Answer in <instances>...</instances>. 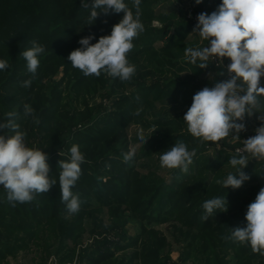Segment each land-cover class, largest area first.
<instances>
[{"label":"trees","instance_id":"16d2710c","mask_svg":"<svg viewBox=\"0 0 264 264\" xmlns=\"http://www.w3.org/2000/svg\"><path fill=\"white\" fill-rule=\"evenodd\" d=\"M86 2L90 5L92 0ZM124 2L135 12L133 0ZM189 2L197 14H211L222 0ZM140 8L144 31L127 54L136 71L129 81L121 82L104 72L99 77L85 76L68 56L82 47V38L92 35L90 43L94 44L110 35L122 12H101L90 25L91 7L83 8L81 0H0V59L9 63L8 69L0 70V122L8 112L19 114L17 123L27 134V146L48 155L49 176L56 181L47 193L15 206L0 185V264H10V258L28 251L39 254V264L50 258L52 264H178L171 260L165 234L151 226L167 223L172 225L174 241L182 244L180 262L264 264V256L254 253L250 244L228 238L231 229L247 226V206L264 188V160L249 155L243 171L250 179L239 189H225L216 180L236 172L228 161L239 157L235 148L247 134L240 139L230 135V140L219 144L201 143L183 120L194 94L224 80L226 69L211 60L207 68L200 69L199 61L192 64L186 59L187 47L203 46L188 38L196 25L186 15L184 3L141 0ZM32 41L45 46L35 76L21 56ZM222 70L225 76L218 75ZM148 78L154 80L147 82ZM26 80L32 81L30 87L23 86ZM96 96L112 100L111 109L96 103ZM257 99L264 114V97ZM25 104L32 106L39 124L32 116L24 117ZM137 108L142 109L140 114L133 115ZM248 122L243 121L246 128ZM129 123L154 129L141 156L153 151L161 155L177 140L189 151L195 149L188 172L168 169L171 178L167 182L147 163L140 164L148 170L141 174L134 159L125 162ZM0 135L6 136V130ZM73 144L80 146L85 157L82 174L72 189L81 200L77 213L67 211L59 185L58 162L69 159ZM223 196L227 211L214 210L207 221L202 220L203 203ZM135 220L139 230L130 234L128 224Z\"/></svg>","mask_w":264,"mask_h":264},{"label":"clouds","instance_id":"9594fccd","mask_svg":"<svg viewBox=\"0 0 264 264\" xmlns=\"http://www.w3.org/2000/svg\"><path fill=\"white\" fill-rule=\"evenodd\" d=\"M196 3H201V0H196ZM140 5L141 0H133V12L124 0H92L90 5L86 0H81L83 8L91 7L88 17L90 25L101 12H122L123 17L112 26L110 35L101 36L96 43H90L94 39L92 35L82 38L79 41L82 47L68 56L71 65L85 76L99 77L104 72L119 78L121 82L129 81L136 68L129 63L127 54L134 48L133 40L144 31ZM197 20L194 32L202 40L208 41V46L187 47L186 59L192 64L199 61L198 67L204 69L210 60L223 63L224 58H228V78L217 81L213 87L206 86L197 91L183 120L188 132L201 143L219 144L230 135L240 139L239 133L246 130L243 123L245 116H251L258 103L257 98L264 97V85L261 84L264 77V0H222L217 10L211 14L200 13ZM44 52V45L32 41V47L21 53L27 62L28 72L33 76L39 67V56ZM8 68V60L0 59V70ZM218 75L224 76L225 71H220ZM31 83V80H26L23 86L30 87ZM136 99L139 101V96ZM141 110L137 108L133 115H139ZM23 115L25 118L32 116L36 124L40 123L29 104L23 106ZM18 118L17 112H8L6 120L0 122V131L7 132L6 136L0 135V185L7 191V200L13 206L16 202H32L36 195L47 193L56 183L49 176L48 155L41 149L27 146V134L20 130ZM259 119L262 123L255 130V135L243 140V148L237 149L239 157L233 156L228 161L236 172L229 173L223 180H216L223 188L239 189L250 179L243 171L250 161L249 155L257 161L264 160V115ZM137 136L142 144L147 140L142 128L138 129ZM69 152L68 160L58 162L61 169V201L69 213H77L81 200L72 189L82 174L81 165L85 157L78 144H73ZM195 155V149L189 151L183 141L177 140L169 150L162 152L159 161L162 168L187 173ZM134 156L135 148H132L124 154V161L130 162ZM203 209L205 215L201 219L207 221L214 210L226 212L228 202L225 196L215 197L206 200ZM245 219L247 226L231 229L228 238L240 243L247 242L254 253L264 256V188L247 206Z\"/></svg>","mask_w":264,"mask_h":264},{"label":"rangeland","instance_id":"374dc122","mask_svg":"<svg viewBox=\"0 0 264 264\" xmlns=\"http://www.w3.org/2000/svg\"><path fill=\"white\" fill-rule=\"evenodd\" d=\"M181 3H185V4H190L189 0H178ZM184 8V7H183ZM187 10V11H186ZM185 13L187 15L188 12V8H185ZM193 12L194 9H193ZM191 18V17H190ZM153 24L155 26H159L160 23L159 21H153ZM188 38H194L196 40L197 45L199 46H203L206 47L208 46V44L206 43V40H202L198 33L194 32V30H192L190 33H188ZM161 44V41L158 42V45ZM211 72H207L205 75H211ZM108 75V74H107ZM225 76V75H224ZM59 77V75L57 76ZM227 76H225L224 78L226 79ZM264 78V77H262ZM154 80L153 78H148L147 82ZM96 103H100L102 102L104 104V106L106 107L107 110L111 109V102L112 100H107V99H103L100 96H96L95 98ZM158 105V104H157ZM259 104L257 103V105L255 106V108L253 109L254 113L251 116H245V119L249 120L248 122V126L246 128L245 131L239 133V136L241 137L243 134H250L252 132V128L253 125L257 124V123H261L262 121L259 119L260 116L264 115L262 109L259 110ZM244 119V120H245ZM149 122H151V118L148 119ZM142 128L144 130V135L145 138H147V140L145 141L144 144H142V142L139 141L138 136H137V131L138 129ZM154 129H152L151 127H144V125H141L140 123H129L126 127V133H127V139H128V151H130L132 148H135V156H134V165L138 166L137 168H139V171L141 174H146L148 170H146L145 168L141 167L140 164L143 163H147L149 168H152L154 170H156V174H158L159 176H163L167 182L170 181V173L168 172L169 170L166 168H162L160 165V161H159V157L160 154L157 153L156 151H153L151 154L149 153H145L143 156H141V154L146 150V148L150 145V140L152 138V132ZM230 136L226 139L230 140ZM235 140V139H234ZM212 148H209V154L212 155ZM127 151V152H128ZM207 151V152H208ZM146 155V156H145ZM132 159V160H133ZM103 219L105 221V219L107 220V212H104L103 215ZM151 226L159 229L160 231H162L168 241V247L171 250L170 252V257L171 260H173L174 262H177L178 264H190V262H180L179 261V256H180V250L182 247V244H178L174 241L173 236L171 234V224L167 223V224H151ZM128 230L130 234H135L137 230H139V222L138 221H131L128 224ZM87 236L85 237L84 240H86ZM83 242V241H82ZM85 242V241H84ZM83 242V243H84ZM181 246V247H180ZM38 253L34 252V251H28V252H20L18 254V256L16 258H10V264H39L38 262ZM228 258V257H227ZM46 264H52L51 263V258L50 260L47 261Z\"/></svg>","mask_w":264,"mask_h":264},{"label":"built area","instance_id":"2783aa9c","mask_svg":"<svg viewBox=\"0 0 264 264\" xmlns=\"http://www.w3.org/2000/svg\"><path fill=\"white\" fill-rule=\"evenodd\" d=\"M184 6H185V8H188L187 15H188L189 17L192 18V22H193V24L197 25V23H198L197 17H198L199 14H197L196 12H193V9L191 8L190 4H185V3H184ZM186 11H187V10H186ZM211 62H212L213 64H215L216 66H221V67H223V68H224V66H225V69H226V66L230 63V61L227 60L226 58H224L223 63H222V62H219V61H217V60H212ZM261 123H262V122H261ZM261 123H257V124H255V125H253V128L251 129L252 132H251L250 134H247L246 139H248L249 137L255 135V130H256L258 127L261 126ZM246 139H244V140H246ZM242 148H243V144H242L241 146L236 147V148H235V152H237V149H242ZM237 153H238V152H237Z\"/></svg>","mask_w":264,"mask_h":264}]
</instances>
